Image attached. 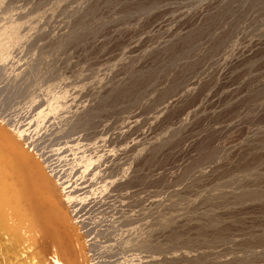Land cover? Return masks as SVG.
Listing matches in <instances>:
<instances>
[{
	"label": "rangeland",
	"instance_id": "rangeland-1",
	"mask_svg": "<svg viewBox=\"0 0 264 264\" xmlns=\"http://www.w3.org/2000/svg\"><path fill=\"white\" fill-rule=\"evenodd\" d=\"M0 115L93 264H264V0H0Z\"/></svg>",
	"mask_w": 264,
	"mask_h": 264
},
{
	"label": "bare ground",
	"instance_id": "bare-ground-1",
	"mask_svg": "<svg viewBox=\"0 0 264 264\" xmlns=\"http://www.w3.org/2000/svg\"><path fill=\"white\" fill-rule=\"evenodd\" d=\"M10 123L0 115V264H93L54 171ZM128 233H114L122 250L143 244Z\"/></svg>",
	"mask_w": 264,
	"mask_h": 264
}]
</instances>
